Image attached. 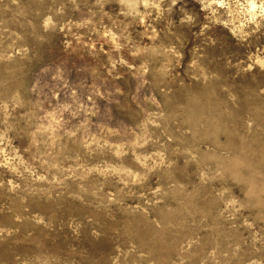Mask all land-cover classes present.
Segmentation results:
<instances>
[{"label":"rangeland","instance_id":"374dc122","mask_svg":"<svg viewBox=\"0 0 264 264\" xmlns=\"http://www.w3.org/2000/svg\"><path fill=\"white\" fill-rule=\"evenodd\" d=\"M0 264H264V0H0Z\"/></svg>","mask_w":264,"mask_h":264},{"label":"clouds","instance_id":"9594fccd","mask_svg":"<svg viewBox=\"0 0 264 264\" xmlns=\"http://www.w3.org/2000/svg\"><path fill=\"white\" fill-rule=\"evenodd\" d=\"M203 7L208 8L210 7V4H204Z\"/></svg>","mask_w":264,"mask_h":264}]
</instances>
